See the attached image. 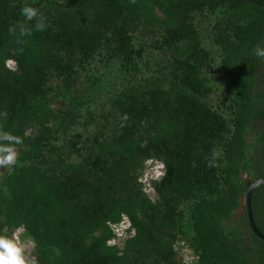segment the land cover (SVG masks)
<instances>
[{
	"label": "trees",
	"instance_id": "obj_1",
	"mask_svg": "<svg viewBox=\"0 0 264 264\" xmlns=\"http://www.w3.org/2000/svg\"><path fill=\"white\" fill-rule=\"evenodd\" d=\"M25 5L48 26L17 45ZM256 46L264 0H0V131L23 140L0 169V236L28 237L32 264H180L179 241L192 264H264L243 208L264 177ZM148 159L167 170L154 199ZM250 206L264 234V184Z\"/></svg>",
	"mask_w": 264,
	"mask_h": 264
},
{
	"label": "clouds",
	"instance_id": "obj_2",
	"mask_svg": "<svg viewBox=\"0 0 264 264\" xmlns=\"http://www.w3.org/2000/svg\"><path fill=\"white\" fill-rule=\"evenodd\" d=\"M21 15L24 17L23 21L17 22L14 26L9 28V33L15 37V43L22 45L25 41L23 37L31 35L32 31H42L47 25L46 17H44L37 8L29 5H25L21 8ZM31 25V26H29ZM254 54L264 59V47L256 46L254 48ZM16 52L22 54L23 48L20 47ZM6 67L11 71H15L17 67V61L8 59ZM6 118L7 113H3ZM128 117L125 114L123 120H127ZM123 127V123L121 124ZM23 143V140L19 136H14L9 132L0 131V169L10 168L17 163L18 150L17 145ZM141 147H146L147 142H142ZM218 153L213 150L212 158L208 161V167H215ZM146 166H151L149 170H146L143 176L138 178V182L147 184L151 180L162 182L163 178L167 175L166 165L163 161H154V159H148L145 161ZM126 221V227L131 228V221L124 216ZM132 234H135V229H132ZM118 237H123L124 232H118ZM109 245H114L116 240L108 241ZM34 246V244H33ZM0 264H32V262L26 260L24 256V248L18 243L16 238L9 239L5 236H0Z\"/></svg>",
	"mask_w": 264,
	"mask_h": 264
},
{
	"label": "rangeland",
	"instance_id": "obj_3",
	"mask_svg": "<svg viewBox=\"0 0 264 264\" xmlns=\"http://www.w3.org/2000/svg\"><path fill=\"white\" fill-rule=\"evenodd\" d=\"M154 161H157V160L154 159ZM150 167L151 166H146V164L144 163L141 176H143L144 172L146 170H149ZM150 182L151 181H149L147 184H142V189L147 194V196H149L151 199H154L155 194L151 188ZM239 211H240V208L234 214V217L239 214L238 213ZM126 223L127 222L123 220L120 223L113 226V230L115 231V235H116L114 239L116 240L115 244L117 246H120L122 244L123 239L129 234L128 231L126 230L127 229ZM121 231L124 232V236L122 238L117 236V233ZM11 238L12 239L16 238L18 243H20L23 246L24 251H28L29 239L28 237L22 235L20 230L13 231L11 233ZM175 248L177 251V257L179 259L180 264H192L194 262L195 256L187 245L179 241L175 244Z\"/></svg>",
	"mask_w": 264,
	"mask_h": 264
},
{
	"label": "water",
	"instance_id": "obj_4",
	"mask_svg": "<svg viewBox=\"0 0 264 264\" xmlns=\"http://www.w3.org/2000/svg\"><path fill=\"white\" fill-rule=\"evenodd\" d=\"M264 184V177H259L256 179H253L249 182L247 185L245 191H244V196H243V208H244V214L245 218L247 221V225L249 229L256 235L259 239L264 240V234L261 233L255 226L253 218H252V213H251V206H250V195L251 191L259 186Z\"/></svg>",
	"mask_w": 264,
	"mask_h": 264
},
{
	"label": "flooded vegetation",
	"instance_id": "obj_5",
	"mask_svg": "<svg viewBox=\"0 0 264 264\" xmlns=\"http://www.w3.org/2000/svg\"><path fill=\"white\" fill-rule=\"evenodd\" d=\"M1 173V172H0Z\"/></svg>",
	"mask_w": 264,
	"mask_h": 264
}]
</instances>
